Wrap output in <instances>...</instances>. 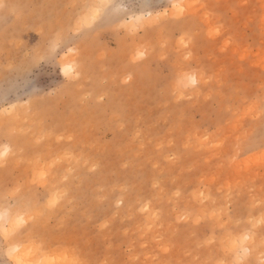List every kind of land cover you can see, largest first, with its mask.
<instances>
[{
    "label": "rangeland",
    "instance_id": "rangeland-1",
    "mask_svg": "<svg viewBox=\"0 0 264 264\" xmlns=\"http://www.w3.org/2000/svg\"><path fill=\"white\" fill-rule=\"evenodd\" d=\"M143 3L0 0V264H264V0Z\"/></svg>",
    "mask_w": 264,
    "mask_h": 264
},
{
    "label": "bare ground",
    "instance_id": "bare-ground-1",
    "mask_svg": "<svg viewBox=\"0 0 264 264\" xmlns=\"http://www.w3.org/2000/svg\"><path fill=\"white\" fill-rule=\"evenodd\" d=\"M3 216L1 215L0 216V219L2 218ZM14 226V224H12L10 227L12 228ZM3 232V231H2ZM5 233V232H4ZM237 243L233 244L232 245V249H235L237 250ZM13 252H14V262L15 264H47L46 261L43 262V261H37L34 259V256L32 254V252H29V251H22L20 248L18 247H15L13 248ZM43 259V258H42ZM49 264V263H48Z\"/></svg>",
    "mask_w": 264,
    "mask_h": 264
},
{
    "label": "snow or ice",
    "instance_id": "snow-or-ice-1",
    "mask_svg": "<svg viewBox=\"0 0 264 264\" xmlns=\"http://www.w3.org/2000/svg\"><path fill=\"white\" fill-rule=\"evenodd\" d=\"M152 5H151V0H144V3H143V5H142V7H144V8H149V7H151ZM99 7H103V8H108L109 6L108 5H100ZM95 17H93V19H94Z\"/></svg>",
    "mask_w": 264,
    "mask_h": 264
}]
</instances>
